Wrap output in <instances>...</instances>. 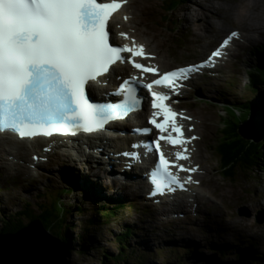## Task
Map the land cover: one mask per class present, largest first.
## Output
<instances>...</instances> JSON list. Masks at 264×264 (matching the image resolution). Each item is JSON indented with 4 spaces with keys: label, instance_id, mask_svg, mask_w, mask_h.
Returning a JSON list of instances; mask_svg holds the SVG:
<instances>
[{
    "label": "snow or ice",
    "instance_id": "1",
    "mask_svg": "<svg viewBox=\"0 0 264 264\" xmlns=\"http://www.w3.org/2000/svg\"><path fill=\"white\" fill-rule=\"evenodd\" d=\"M126 3L127 0H0V132L12 131L23 139L103 131L110 122L140 110L142 97L138 91L145 88L154 109L149 122L161 133L146 148L158 153V164L151 174L153 195L175 191L173 186L183 189L185 183L193 182L191 176L182 183L171 169L191 173L197 168L170 161L160 141L183 148L175 153L179 161L190 158L187 145L196 137L184 136L178 117L190 118L171 107L169 93H176L182 86L179 82L192 73L214 66L215 60L224 54L222 49L239 33L231 32L208 61L169 71L143 83V74L158 75L157 67L136 60L148 57L144 46L134 40L123 46L110 42V21ZM120 35L129 39L126 33ZM125 53L130 56L125 57ZM118 62L131 63L142 76H133L120 84L114 93L123 97L119 102L91 101L86 86L99 82ZM155 87L169 91H155ZM137 131L151 133L148 128Z\"/></svg>",
    "mask_w": 264,
    "mask_h": 264
},
{
    "label": "rangeland",
    "instance_id": "2",
    "mask_svg": "<svg viewBox=\"0 0 264 264\" xmlns=\"http://www.w3.org/2000/svg\"><path fill=\"white\" fill-rule=\"evenodd\" d=\"M172 0H139L138 5L131 6L130 8H136L138 10L139 16L145 15L146 10L150 11L154 18L160 19L161 16H166L165 6L170 4ZM199 1V0H197ZM219 1L214 2L218 7L217 17H213V19L218 18L215 22H213L214 27L212 30L207 31L205 35L198 37L196 40V44L189 45L188 49H184L187 51H179L175 50L174 46L169 48L167 52L170 58L173 56H178L181 60H187L189 57H198L202 53V51L206 48H209V43L212 40H215L218 36L221 35V30L229 28L232 26L233 28L240 29L244 31L246 34L250 31L256 32V34H262V42H258V44H251L248 48L251 49L252 46L260 45L264 42V0H249V7L245 6L242 0H215ZM165 2V4H164ZM209 1L201 0L202 5H206L205 3ZM142 3V4H141ZM143 5V6H142ZM171 5V4H170ZM186 5H190V9L186 10L191 13L192 7H197L195 4L191 3V0H188L186 3L179 5L174 11L169 12V19L174 20L177 24L176 30L177 33L170 34V40L173 38L181 39L183 34L185 40L182 39L181 43L185 41H192L194 38V34L192 32V21H189L187 16L184 15V7ZM136 6V7H135ZM201 6V5H200ZM225 6L227 8H225ZM256 16V17H255ZM260 16V17H259ZM222 20V25H221ZM163 22L164 20H159ZM250 24H254L253 27H250ZM147 28H152V30L158 29L154 24L147 23L145 24ZM171 25V23H170ZM258 26L260 27V32H257L254 28ZM173 29V30H175ZM148 30L149 35L153 38L154 43L161 42L160 38L152 31ZM162 31L165 29L161 28ZM224 32H226L224 30ZM177 41L174 40V44ZM165 52V54H167ZM243 59H248L250 61L249 66L258 65L256 64L255 58L251 56H247L246 58L243 56L242 60H239L235 66V70L237 74L233 76L237 79L231 86V89L225 92L224 99L229 102H237L242 101L241 95L243 96H255L252 89H248V79L249 76L246 74L245 69L248 67L243 62ZM240 65V66H239ZM255 72V71H253ZM218 84L210 85L205 87L204 89V97L207 98V101L213 100L214 105L210 103H206V106L209 108L210 112L206 116L202 117V123L200 125V129L205 132V129L209 130L204 134V146L202 148V153L199 154L197 160H202L203 167L206 170L207 174L204 177V181L202 187L210 192H214L217 194L218 199L224 203L223 211L224 216L221 220L211 213V218L217 223H209L205 220H196L194 225L196 227H202L200 230H191L190 228L183 229L182 225L174 226L172 229H160L158 226L150 224L149 222L141 221L138 222L139 215H141V208L136 212L129 214L130 210L125 211L119 217V219L112 221L110 224L101 226L97 224L95 227L88 226V221L92 217L95 219L98 215L93 214V207L97 205H111L110 202L105 200H95L93 197H101L105 193V186L98 185L96 187L91 188L89 185L88 179H80L75 175L74 169H68L70 174L73 177L80 179L79 182L75 183L74 191L72 198L67 195L64 196L63 202L65 205L69 204L72 206V214L68 216V223L70 225L75 226L71 233L74 237H76L74 245H79V237L80 233L83 229H87L85 232V237L88 239V245L92 247L94 254L99 253H107L110 255H114L118 253L119 248L117 241L115 238L121 234V231L128 226L129 224L136 225V234L131 239V248H138L141 251H145L147 253H151L148 257L147 264H179V255L185 254L183 253V248L192 247V249L197 254H186L185 260L188 261L189 264H204L205 262H209L212 254H218V250L220 247L225 246L226 242H237L239 246H244L249 244L250 241L247 239V235L251 238H256L258 241L257 244L262 245V236H264V227L258 231L257 227H253L254 224H257L255 221L254 215L252 216H241L238 214L240 209L243 207H247L248 210L255 213L258 210V205L264 202V173L262 174V183L260 182V175L252 174L250 172L242 173L243 178H239L237 180H231L226 178L220 170V166L218 164V156L216 155V150L214 149L216 146L215 141V131H216V122L218 118L220 120L219 114L223 113L222 106L218 101L220 100L217 91ZM261 89V87H260ZM264 102V100H263ZM264 106V103L261 104ZM251 113L249 110L244 109V114ZM264 131V130H263ZM252 133V132H251ZM246 135L250 136V134L246 133ZM257 140L260 139V133L256 132ZM215 141V142H214ZM8 148L5 146L0 147V162L3 164V167L6 171H9L11 166L9 164L3 163L2 157L8 160ZM10 163V162H9ZM1 168V167H0ZM8 169V170H7ZM60 169V168H58ZM57 169V170H58ZM54 174H57V170L55 168L51 169ZM82 174L89 175L91 180L96 181L98 177L101 181L107 185H113L115 182L109 180V178L102 173H91L90 170L83 169ZM98 174V175H96ZM43 176H47V174L42 173ZM60 174L54 176V179H57ZM62 176V178H61ZM57 182L54 180H46V177L39 183V186L36 188L29 189L26 193L21 191L19 186L14 187L13 189H6L5 185L7 183V177H11L8 175H0V188L2 189V193L0 194V218L3 212L5 215L7 213H11L16 211L19 207H21L24 201H31L38 203L43 202L41 199H38L39 195H42V192H47L44 196L47 197L51 192L49 189L57 190L60 187H65L64 179L65 176L61 175ZM56 177V178H55ZM63 184V185H62ZM126 195V197H130L129 201H133L134 199L131 197L130 191L122 192ZM84 199V200H83ZM261 201V202H260ZM78 202V203H77ZM84 204V207L87 209V213L75 212V206ZM131 203V202H129ZM134 203V202H132ZM37 204L34 205V209H37ZM142 207V205L140 204ZM69 208V206H66ZM38 211V210H36ZM240 220V223L237 225L236 221ZM27 221V220H26ZM135 222V223H134ZM35 226L39 224L38 221H35ZM34 226V227H35ZM39 228V226H37ZM41 228V227H40ZM244 231H247L248 234L245 235ZM49 232V231H47ZM51 233H47L44 235H39L38 240H47L49 241L50 237H48ZM78 234V236H77ZM48 235V236H47ZM262 238V239H261ZM215 242V244L213 243ZM250 249H248V248ZM247 247L242 248L241 252L246 256H251V253H256L261 258L262 253L260 252L262 248L251 247L247 245ZM176 249V250H171ZM72 250V249H71ZM65 249L61 248L59 254L62 255L65 253ZM230 255V254H229ZM235 253L233 252L232 256H229L228 261H232ZM193 256L195 257L193 259ZM65 257V256H64ZM67 260L71 262V264H100V259L95 258V256L84 255L81 256L76 251L70 252L67 256ZM90 257L94 258V260H90ZM222 262H218L217 264H222ZM64 264V263H63Z\"/></svg>",
    "mask_w": 264,
    "mask_h": 264
},
{
    "label": "trees",
    "instance_id": "3",
    "mask_svg": "<svg viewBox=\"0 0 264 264\" xmlns=\"http://www.w3.org/2000/svg\"><path fill=\"white\" fill-rule=\"evenodd\" d=\"M188 0H172L171 5L165 6L166 17L169 19V12L174 11L179 5L186 3ZM165 4V2H164ZM252 54L256 56L258 65L255 66V72H252V79L247 85L248 89H252L254 94H257L256 86H264V44L260 47L252 49ZM256 89V90H255ZM256 92V93H255ZM242 101L222 102L223 113L219 114L220 120L216 122L215 141H216V155L218 156V164L220 166L221 173L228 179L237 180L243 178L242 173L250 172L257 174L264 169V135L259 141L246 138L241 132L240 128L243 124H246L249 120V113L244 114V109L249 110L251 108L250 102L252 101L249 96L241 95ZM214 141V142H215ZM67 183L68 190H72L73 182ZM47 197L42 193L39 199L43 202L32 203L31 201H24L23 205L16 211L7 213L3 212L0 218V232L11 233L28 226L29 224L38 221L42 222V225L53 236L61 237L64 244L68 247L67 252L76 251L81 256L90 255L100 259V264H147L148 257L151 253L143 252L138 248H131V238L135 234V230L132 226H128L124 232L115 238L117 246L119 248L118 253L110 255L107 253H99L96 255L92 251V247L88 245V239L85 237V232L88 230L83 229L79 237V245H74L76 237L73 236L71 231L75 226L68 223V216L72 214V206L66 208L63 202L64 196H66V188L60 187L57 190L49 189L51 192ZM37 204L36 211L34 205ZM125 203L119 206L109 205H97L93 207V214L98 215L95 219L90 218L88 226L95 227L97 224L105 226L112 221L119 219L121 214V207L125 206ZM121 206V207H120ZM75 212L87 213V209L84 204L75 206ZM27 220V221H26ZM78 236V234H77ZM72 249V250H71ZM176 250V249H171ZM232 251H236L234 259L228 261L229 254ZM68 252V254H69ZM185 254L179 255V264H189L185 260L186 254H192L190 250L183 251ZM218 254L214 253L209 256L210 261L204 264H217L224 261L222 264H247L243 261L245 257L249 255L243 254L239 248L232 243H229L226 248L219 249ZM67 254V255H68ZM251 259L253 264L261 263L256 253H251ZM94 260V258H93ZM259 260V262H257ZM66 264H71L69 260H66Z\"/></svg>",
    "mask_w": 264,
    "mask_h": 264
},
{
    "label": "bare ground",
    "instance_id": "4",
    "mask_svg": "<svg viewBox=\"0 0 264 264\" xmlns=\"http://www.w3.org/2000/svg\"><path fill=\"white\" fill-rule=\"evenodd\" d=\"M204 1V0H203ZM205 1H209L208 3L206 2L205 4L206 5H202L201 4V0H199V1H197V0H191V3H193V4H197L196 6L197 7H192L191 9V13H189L187 10H186V8L187 9H190V5H186L185 7H184V9H183V11H184V15L185 16H187V18L189 19V21H192V26H193V32L195 33V34H198V35H200L201 34V32L202 31H206V30H208V28L211 26V20H210V17L211 16H215V15H217L218 14V7L216 6V4H214V2H218L219 3V1H215V0H205ZM242 2L244 3V5L245 6H247V7H249V0H242ZM201 5V6H200ZM124 7V6H123ZM123 7H122V9H123ZM225 8H227L226 6H225ZM127 10L130 12V13H132L133 14V18H135L134 17V11H132V10H129V8H127ZM115 15V17H114V26H116L117 25V23H116V18H117V14L115 13L114 14ZM256 17V16H255ZM260 17V16H259ZM221 25H222V20H221ZM250 27H253L254 26V24H250L249 25ZM257 32H260V27H258V26H256L255 28H254ZM116 31H118V30H116ZM249 33H250V29H249ZM247 34V37H244V35L242 34V37L245 39V40H251L252 38H251V35L250 34ZM135 35H137L139 38L141 37L140 35H138V34H135ZM171 47V46H170ZM160 62H161V64L162 65H165L161 60H160ZM127 76V75H126ZM260 87L261 88H263L264 86L262 85V86H259V88H257V86H256V88H257V92L259 91V89H260ZM256 90V89H255ZM256 93V92H255ZM255 95V94H254ZM254 96H250L249 98L250 99H252ZM263 100H264V91H260V93H259V96L257 97V99L256 100H254V101H252V109H251V113H250V116H249V121L246 123V124H244L243 126H241V128H240V130H241V132L246 136V137H249V139H254V140H257L258 138H257V135H256V132H258V133H260V138L262 137V135H263V133H264V106H261V104L262 103H264L263 102ZM135 116V115H134ZM134 116H131L129 119L130 120H132L133 119V117ZM139 117H140V115H138ZM252 132V133H251ZM246 133H248V134H250V136H248V135H246ZM11 139V137L9 136V135H1L0 134V146H1V144L3 145V147H5V146H13V145H17L18 143H16L15 141H9ZM84 152V151H83ZM83 152H81V153H79V155L76 157L77 159H79V161H81V163L82 164H86L88 161H90L92 158H93V155H91V154H89V156L86 158H83ZM107 164V162L106 161H103L102 163H101V165H100V167L102 166V165H106ZM72 166V165H71ZM74 167V166H73ZM73 167H70L69 169H74L75 170V168H73ZM99 167V168H100ZM58 168H60V169H58ZM51 169H52V167H51ZM55 169L57 170V174H60L59 175V177L58 178H60V176L64 173V172H66V178L64 179V184H65V188H66V195L68 196V197H70V198H72V196H73V191L75 190L74 189V185H75V183H77V182H79L80 181V176H78V175H76V173H75V175L77 176V177H79L80 179H78V178H76V177H73L72 176V174H70V172H69V170H68V168H65V169H63V167L61 166V164H58L57 166H55ZM64 171V172H63ZM63 172V173H62ZM57 174H54V173H51V175L52 176H56ZM64 176V175H63ZM56 178V177H55ZM58 178L57 179H54L53 178V180H54V182L56 183L57 181L56 180H58ZM61 178H62V176H61ZM109 178H111V179H113L114 178V176H113V173H111V175H110V177ZM69 181H72L73 182V186H71V188H72V190H68L69 189V187L70 186H68L67 185V183L69 182ZM50 182V181H49ZM71 182V183H72ZM63 185V184H62ZM33 188V187H32ZM141 188H142V185L140 184L139 185V187H138V190L140 191L141 190ZM100 199H101V197H100ZM84 200V199H83ZM78 203V202H77ZM65 207L66 206H69V204H67V205H64ZM77 206V205H76ZM33 234V233H32ZM58 239H60V240H62L63 241V239L61 238V237H58ZM48 260H50L49 259V257L48 256H45ZM195 257L193 256V259H194ZM58 259L60 260V261H62L63 262V255L61 256V255H59V257H58ZM62 262H61V264H62Z\"/></svg>",
    "mask_w": 264,
    "mask_h": 264
},
{
    "label": "water",
    "instance_id": "5",
    "mask_svg": "<svg viewBox=\"0 0 264 264\" xmlns=\"http://www.w3.org/2000/svg\"><path fill=\"white\" fill-rule=\"evenodd\" d=\"M257 88H259V86H257ZM260 91H264V88L259 89L252 101L257 99ZM252 101L250 102V105L252 104ZM263 135L260 139L263 138ZM35 224L36 223H31L16 232H0V264H61L62 261L58 259L61 248L66 250L65 253L62 254V264L65 263L67 247L64 245V242L52 234L49 236L47 235L50 237L49 241L38 240L39 237H42L39 235H44L49 232H47L48 230L44 228L40 220L37 225L39 228L35 226ZM45 256H48L50 260Z\"/></svg>",
    "mask_w": 264,
    "mask_h": 264
},
{
    "label": "clouds",
    "instance_id": "6",
    "mask_svg": "<svg viewBox=\"0 0 264 264\" xmlns=\"http://www.w3.org/2000/svg\"><path fill=\"white\" fill-rule=\"evenodd\" d=\"M256 64H257V61H256ZM252 74H253V73L251 72V73H250V76H249V79H248V84L250 83V81H251V79H252ZM248 84H247V85H248ZM247 85H246V86H247ZM263 88H264V87H263ZM255 96H256V95H255ZM253 98H254V97H253ZM253 98H252L251 100H253ZM250 112H251V109H250ZM249 115H250V114H249ZM94 199L97 200L98 197H96V198H94ZM64 245H65V244H64ZM65 246H66V245H65ZM66 247H67V246H66ZM238 248H239V250L241 251L242 248H244V247H242V246H238ZM66 249H68V247H67ZM183 250L185 251V250H190V249H188V248L186 249V248H185V249H183ZM190 251H192L194 254H197L194 250H190ZM235 252H236V251H235ZM235 252H234V253H235ZM67 254H68V252H67ZM232 254H233V253H232ZM232 254H231V256H232ZM233 256H234V255H233ZM251 257H252V256H247V257L244 258L243 261H244V262L246 261L247 264H253ZM66 258H67V257H66ZM256 258H257V257H256ZM233 259H234V258H233ZM90 260H91V262H92L93 258L90 257ZM259 260H262L261 262H263V264H264V255H262V257L259 258ZM259 260H257V262H259ZM65 263H66V260H65ZM65 263H64V264H65ZM70 263H71V262H70Z\"/></svg>",
    "mask_w": 264,
    "mask_h": 264
}]
</instances>
